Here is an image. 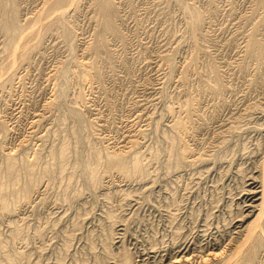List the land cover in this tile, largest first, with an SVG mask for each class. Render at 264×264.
<instances>
[{
  "label": "rangeland",
  "instance_id": "1",
  "mask_svg": "<svg viewBox=\"0 0 264 264\" xmlns=\"http://www.w3.org/2000/svg\"><path fill=\"white\" fill-rule=\"evenodd\" d=\"M116 2L120 38L110 35L108 46L114 64L109 66L100 60L101 78L92 80L90 87L85 88L81 84V89L80 82L70 74L75 69L76 58L85 61L91 59L87 43L95 40L94 35L99 25L97 19L93 18V8L87 4L89 1L82 0L78 8L80 11L72 18L74 44L71 41L70 45L73 44L74 51L57 31L48 32L41 37L37 48L32 49L29 60L18 66L14 83L9 88L6 85L2 91L0 88V122L3 123L0 126L8 132L0 128V164L5 150L12 152L9 148H17L19 154L13 151L17 163L22 158L30 160L37 154L38 160L33 167L34 170L37 168L35 172L40 171L45 148L53 145L54 140L56 144L71 123L72 127L81 129L80 121L60 116V109L64 115L70 106L75 109L78 106V111L84 113V120L94 123L93 137L101 148L108 147L109 150L119 152L120 149H126L124 147L128 146L131 139L136 140L142 163L148 162L147 169L152 175L147 180H141L136 175L124 179L114 171L112 176L101 178L98 188H89V185L82 186V173L79 169L81 175L77 174L76 169L71 183H68L70 189L68 186L65 188L69 192H65L67 202L62 199L65 178L54 179L51 183L42 179L37 191L31 194L29 203H20L13 214H0V234L6 235L11 221L15 219L21 225L20 241H15L13 246L17 250L27 251L30 258L27 264L103 263L106 258L97 263L94 254H101L100 239L103 237V229L108 228L109 220L105 212L109 209L115 215L113 225L118 232V237L115 238L117 242L112 245L113 252L118 254V249L120 252L122 248L126 249L132 264L161 261L162 257L167 258L170 255L168 252L174 251L178 246H186L183 250L187 257L191 256L186 264H192L196 258L193 264H200V256H205L202 254L204 247L228 251V246L235 242V233H232L233 240L226 245L228 241L224 238L237 219L234 213L243 189L247 188L250 178L257 174V161L264 155V25L260 23L264 17L262 6L257 0H131L128 4L125 0H115ZM15 3L18 17L24 20L38 11L41 0H15ZM185 5L193 6L200 12L202 19L200 25L195 27V35L187 27L189 16ZM251 22L256 27L254 33L262 47L263 56L260 60L245 52L244 45L251 30ZM2 33L0 30V55L5 39ZM72 52L75 58L70 54ZM193 60L195 61L191 63ZM210 69H215L220 78L223 85L220 92L213 91L214 74ZM57 70L59 73L64 70L65 75L62 77L69 78V81L66 79L67 85L66 80L61 78L64 72L60 75ZM68 73L74 80L67 76ZM54 74H58L59 79ZM58 82H64V87H60ZM77 82L79 86L76 85ZM52 87L55 90L57 88L59 93ZM61 88L64 93H60ZM77 89L83 93L80 91L79 100L78 97L74 98L78 96ZM59 94L63 95L64 100L61 95V98H56ZM186 98L194 100L193 103L191 101V122L198 128L193 139L188 141L193 145L191 147L203 154L209 152L216 155L229 147L232 156L230 154L221 159L214 157L204 162L205 165L197 162L198 164L193 163L196 165H184L177 170L173 165L166 168L167 145L163 143L160 134L164 130L172 135V131L167 129L172 121L167 106H175ZM58 99L62 102L58 103ZM79 101L84 103L76 105ZM46 102H49L48 105L55 104V107L50 108ZM60 102L68 108H63L65 106ZM67 103L72 104L69 106ZM174 114L181 115L178 110ZM61 117L65 120L62 121ZM61 125L63 128L66 125L65 131H62ZM256 125L260 126L259 129ZM56 127L61 128L62 132ZM238 127L239 129H235ZM84 130H81L83 133L80 132L82 143L78 144L76 151L70 153V161L81 158L85 153L84 133L87 130ZM150 147L158 148L156 159L150 160ZM17 157L20 158L19 161ZM69 167L70 163L66 171L70 170ZM75 188H81L84 194L80 191L73 196ZM118 190H125L127 194L119 195ZM78 200L81 205L77 204ZM74 220L79 221V225L76 230L71 231ZM36 229H40L39 235L35 233ZM68 231L72 236L70 235V246L65 252L63 242ZM214 238L216 241H213ZM89 239L95 244L93 249L88 246ZM262 253L263 251L259 253L257 264H264Z\"/></svg>",
  "mask_w": 264,
  "mask_h": 264
},
{
  "label": "bare ground",
  "instance_id": "2",
  "mask_svg": "<svg viewBox=\"0 0 264 264\" xmlns=\"http://www.w3.org/2000/svg\"><path fill=\"white\" fill-rule=\"evenodd\" d=\"M88 1H89V3H87V4L90 6V8L91 7L93 8V9H91V11H93V14H94L93 18L97 19V22L99 24L98 25V31H97L96 35H94V36H96V38L94 37L95 40L92 39V42L91 41H90L91 43L89 42L90 44L87 43V45H88L87 49L91 54L90 55L91 59L85 61L83 59L78 60L76 58L75 62L73 59V62L75 64V69L70 72L72 77L75 80H77L78 82H80V86L82 84V85L86 86L85 88H88L87 86L90 85V82L92 80H98L99 78H101V76H100V63H98L100 60L108 63L109 66L111 64L112 65L114 64L113 60H112V54H111L109 47H108L109 46V37L114 36L116 38H120V28L118 26V14H117L118 9L116 6L117 2L115 3V0H88ZM125 1L128 4L129 1H131V0H125ZM81 2H82V0H41V3L39 5V9H38V11H36V13L34 15H32L31 17L26 18V19L23 18L24 20H20V17H18V15H17V14H19V12H18L16 3H15V0H0V30H1V32H3L2 34H4V37H5V39H3L4 42L1 46L2 50H1V55H0L1 56L0 57V88H1V91L3 90L2 89L3 87L4 88L6 87V85H8L7 88H9L11 86V84L14 83L13 81H14L15 76L17 75L18 66L19 65L22 66L21 64L24 61L29 60L28 58H30L29 56H30L32 49L37 48V46L40 44L39 42H40L41 37L43 35H45L48 32H51V31L53 32V30H55L62 37V39L67 43V45L71 44L72 35H73L72 31L74 28L72 18H75V16L77 15V11L78 12L80 11V10H78V8H80ZM122 2H124V1H122ZM257 2L262 6V9L264 11V0H257ZM130 4H131V2H130ZM184 8H185L186 13H188V16H189V20L187 22V27L192 32V34L195 35V30H196L195 27L200 25L201 19H202L200 12L198 11L197 8H195L193 6L185 5ZM75 13H76V15H74ZM260 23L264 25V17L262 18V20H260ZM250 28H251V30L249 32V35H247L248 37H246V42L244 45L245 52H249L250 54H253L257 59L260 60V57L263 56V52H262V47H261L260 41H259V39L256 38L257 36L254 33V32H256V27L254 26L253 22H251ZM74 36H75V34H74ZM72 43L74 44L73 41H72ZM72 45H70V48H72ZM67 48L70 50L69 47H67ZM72 51H74V49ZM89 52H88V54H89ZM70 54L71 55L73 54V58H75L73 52ZM167 58H168V60H170L169 57H167ZM194 61L195 60H193L191 63H193ZM58 70L61 71L60 69H58ZM58 70H57V72L60 75L64 72V70H63L62 73H59ZM215 71H216L215 69H210V72L214 74L213 75L214 77L212 80L213 91L214 92H220L223 88V85H222L218 75H216ZM52 74H51V76H52ZM68 74H67V76L71 77V75L70 74L68 75ZM57 75H55V77ZM64 75H65V72L63 73V75H61L62 79H64L63 78ZM59 77L60 76H57V79H59ZM65 78H66V76H65ZM62 79H61V81H62ZM66 79H64V80H66ZM67 80L65 83L66 85H67V82L69 81V80L68 81ZM78 82L76 85H78ZM56 83H57V80H56ZM74 83H76V82H74ZM63 84H64V82L62 84H60L58 82L59 86L62 85L64 87ZM59 86H57V87L58 88L62 87V86H60V87ZM52 88L54 89V87H52ZM81 89H82V86H81ZM56 90L58 92L57 88H56ZM56 90L54 89L55 92H56ZM60 90H59L60 93L61 92L64 93V91H62V88ZM83 90H84V88H83ZM77 91H78V89H77ZM80 91L82 93V90H80ZM80 91H78V93H77L78 96H76V97L74 96V98L78 97L77 99L79 100ZM62 94H59L56 98H58L61 95L62 98L61 97H59V98L63 99ZM61 99H58V101L54 100L55 104L57 105L59 103V101L62 102ZM50 100H48V101H50ZM65 101H63V102H65ZM80 101L78 103H76V105L79 104ZM191 101H192V103L194 102L193 99H191ZM191 101L188 98H186L182 102L177 103L176 104L177 106L175 105L176 107L173 105L167 106V111L169 112L168 115H170V117H172V121L168 126L169 128H167V129L172 131L171 132L172 135L170 133L165 132L164 130L162 131V134H160L162 137L163 143H166V145H167V152H166L167 158L165 160V166H167L166 168L170 167V165H173L177 170L178 167L193 164V163L198 164L197 162H199V165H200L202 162L204 163V162L208 161V159H211L214 157H218L221 159V158L228 156L232 153V151L229 147H226L223 150H220L218 155H216L215 153H209V152H208V154H206V153L203 154L202 151H199V150L195 151V148L191 147L193 145L189 144L188 141L189 140L191 141L193 139V136L196 134V131L198 129L197 126H195L194 122H191L192 114H193V106H192L193 104L191 103ZM48 103H47V105H48ZM72 103H74V102H72ZM72 103H67V104H69V106H70V104H72ZM81 103H84V101ZM81 103L79 105H81ZM61 104H63V103H61ZM54 105L52 103V105H48V106L53 107ZM63 105L65 106V104H63ZM63 105L61 107H63ZM57 106H60V105H57ZM72 106H74V105H72ZM76 107H77L76 109L73 107L71 108V106L69 108L67 106L63 107L65 109L68 108V110L67 111L65 110L66 111L65 114L63 113L64 115H62L63 110L61 111V109H60V112H61L60 116H63L64 118L71 117L72 119L74 118V119L80 121V123H82L81 129H78L77 126L72 127V125H71L72 123L70 122L71 127L69 128V126H70L69 125L68 129L65 131L64 128L66 127L67 124L64 126V128L61 125V128H63L62 131L64 130L65 133L61 136L60 140L58 139V142L56 144L54 143V141H55L54 140L53 145L51 143H49L51 145L50 146L48 145V148L43 145L47 149L45 148L46 153H43L45 155H43L44 156L43 166L40 164L41 165V168L39 169L40 171L35 172L37 170V168H36V170H34L35 168L33 167L34 164L37 163V160H38V155L36 153L33 152V154L34 155L36 154V155L32 159L29 158L30 160H27L26 158L25 159L22 158L19 161L20 158L17 157L18 161L20 162V163H17V159L15 156V152L17 151V148H16V150L9 148L15 152H13V151L8 152L7 150L3 149V150H5L4 151L5 153L3 152L4 153V156L2 157L3 161L0 164V214L1 213H12L13 211H15L17 209L19 204L22 202L23 203H25V202L29 203L28 200H29L31 194L38 188L37 187L38 183L42 179H45L47 183H49V182L51 183V181H53L54 179H62V178L64 179L65 178V180H66L65 181V187H64V190H62V192H63L62 199L63 198L65 199L67 197L65 192L66 193L68 192V191H65V190H67L65 188L68 186V183H71L70 181H72L71 180L72 175H74V172L76 169L78 171L80 169V171L82 173V175H81L80 171H79V173H78V171L76 172L77 174H80L83 178L84 182H83L82 186L89 185V186H91L89 188H92V187L98 188V186L101 183V178H103L105 176L109 177L110 175L112 176L114 171H116L117 173H120L124 179H129L130 178L129 176L132 177L133 175H136L141 180H143V179L147 180L152 175V172L147 169V166H148L147 163L148 162L144 163V164L142 163V160H141L142 156L138 152V149H137L138 146H137L136 140L131 139L129 142L127 141L128 146L124 147L126 149H120L119 152L109 150L108 147L101 148L96 143V140H94V137H93L94 123L92 121L87 122L88 119H85V120H87V121H85L84 118L82 117L83 116L82 114H84V113L82 111H81L82 113L79 112L78 106H76ZM82 108H83V106H81L80 110H82ZM175 110H178V112L181 115L174 114ZM262 113L263 112H261V114ZM63 117H61L62 121L65 120ZM67 119H69V118H67ZM89 120H91V119H89ZM74 121H72V122H74ZM34 122L37 123L36 121H34ZM34 122H32V123H34ZM58 122H59V119H58ZM64 123H69V122H64ZM1 124H3V123H1ZM73 125H74V123H73ZM235 126L237 127L236 124H235ZM256 126H254V127H256ZM59 127H60V124H59ZM258 127H260V126H257V128ZM0 128L3 129L2 126H0ZM58 128L56 127V129H58ZM61 128H59L60 131H61ZM56 129H54V130H56ZM83 129L87 130L86 133H84L85 134V136H84L85 137V140H84L85 141V144H84L85 147L83 149H85V153L82 155L81 158H79V157H78L79 159L78 158H76V159L72 158L73 160L70 161V158H71L70 153L72 151H76L78 144H80V142L82 143V140H81L82 134H80V132H82L81 130H83ZM235 129H239V127L235 128ZM3 130H5V129H3ZM85 130H84V132H85ZM230 130H228V131H230ZM5 132H7V131L5 130ZM45 132H47V131H45ZM259 132H260V130L258 131V133ZM7 133H5V134H7ZM53 133H54V131H53ZM217 134H216V136H217ZM44 135H45V133H44ZM54 135H55V133H54ZM221 135H224V134H221ZM43 136H42V138H44ZM54 137H56V136H54ZM54 137H52V138H54ZM223 137L224 136H222V138ZM47 138L48 137H46L45 139H47ZM54 139H56V138H54ZM220 139L221 138L219 137V140ZM47 141H48V139H47ZM40 142H42V141H40ZM44 142L41 143V147H42V144H44ZM38 143H39V141H38ZM225 143H227V142H225ZM16 147H18V145ZM39 147H40V145H39ZM242 147H243V145H242ZM255 147H256V145H255ZM260 147H261V145H260ZM28 149H30V147ZM28 149L26 150V152L28 151ZM30 150H32V149H30ZM34 150H35V152L37 151L35 148H34ZM232 150H234V149H232ZM256 150H258V149H256ZM18 151H17V153H18ZM40 151L42 152L41 149H40ZM150 151H151L150 152V160L156 159L158 154H159L158 148L157 147H150ZM1 152H2V150H1ZM217 152H218V150H217ZM254 152H256V151H254ZM78 153H79V151H78ZM78 153H76V154H78ZM251 153H253V152H251ZM257 155H259V154H257ZM261 155H262V153H261ZM19 156H21V155H19ZM24 156H28V155L24 154ZM231 156H232V154H231ZM231 156H230V158H231ZM220 159H216V161L220 160ZM40 160H42V158ZM258 162H259V166H257L258 167V170H256L257 174L256 175L253 174L254 176L252 178H250V182L247 183V188L243 189V192L241 191L242 194L240 196V200L237 202V205H238L237 209H236L235 213L233 212L235 214L234 217L237 219L233 223L232 228H230V230H228L227 235H225L224 240H226L228 242L225 243L226 242L225 241L222 243H225V245L228 244L229 241L233 240L232 239L233 237L235 238V242L234 243L232 242L233 245L231 243L230 247L228 246V251H223V250L221 251V249L215 251L214 248L209 249V248H206L207 246L204 247L205 249H203L202 254H204L205 256H203V255L200 256V262H199L200 264H257V260L259 259V253L261 251H263L262 254H264V155H262V157L260 158L259 161H257V163ZM69 163H70V167H69L70 170L66 171V168L68 167ZM149 163H150V161H149ZM257 163H256V165H257ZM196 164H193V165H196ZM204 165H205V163H204ZM211 165H213V164H211ZM257 167H255V169ZM205 172H207V170ZM245 176H246V174H245ZM152 180H150V183ZM144 183H145V181H144ZM147 183L148 182H146V185H147ZM70 187H71V185H70ZM68 188H69V186H68ZM87 188H85V189H87ZM80 191H81V188H75L73 190V196L77 195ZM117 192H118L117 194H119V195L127 194L125 190H118ZM60 193H61V191H60ZM82 193H81V195H82ZM68 194H69V192H68ZM238 195H240V194H238ZM78 197H80V196H78ZM75 199H76V197H75ZM65 200L67 202V199H65ZM69 201H71V197H70ZM83 201H84V199H83ZM234 201H236V200H234ZM26 204H25V206H26ZM72 204H74V203H72ZM77 204L78 205L80 204L79 200H78ZM234 204L235 203L233 202V205ZM69 205L71 206V204H69ZM234 207H235V205H234ZM227 208H229V207H227ZM231 213H232V211H231ZM105 214L109 220L107 223L108 228L103 229V237L100 239V242L102 243V246L100 248L101 254L100 253L94 254L95 251H93L95 260L97 261V263H99V262H103V259L106 258L105 261L101 264H132L131 256L126 249L122 248L123 250L121 252L118 249V254L116 252H113L112 245L116 244L117 240H115V238L118 237V234H117L118 232L116 230H114L115 228L113 225L115 222V215L112 213V211L110 209L107 210L105 212ZM228 217H230V216H228ZM234 217H232V218L234 219ZM228 224L231 225V223H228ZM78 225H79V221L74 220L72 223L71 231L76 230ZM203 226H205V225H203ZM217 232H218V230H217ZM4 233H6V232H4ZM21 233H22L21 225L15 219L14 221H11V223H10L9 232L6 235L3 234L4 236L2 234H0V264H27V261L29 258L28 253H26L27 251L26 252L21 251V249L17 250L16 248H14L15 245L13 246V244H15V241H17L21 238ZM35 233L39 235L41 233L40 229H36ZM232 233H235V236L232 237ZM213 234H215V233H213ZM222 234L224 235L223 232H222ZM70 235H71V232L68 231V234L64 238L63 250L65 252H66V250H68L67 249V248H69L68 246H70L69 245ZM202 235L203 234H201V236ZM88 238H90V237H88ZM218 240H219V238H218ZM213 241H216V239ZM213 241H211V242H213ZM180 243H182V242H180ZM184 243H185V241H184ZM188 243H189V241H188ZM175 244H176V242H175ZM94 245L95 244H94L93 240L89 239L88 246L91 249H93ZM195 245H196V243H195ZM169 246H172V245H169ZM196 246H195V248H196ZM117 248H119V247H117ZM185 248H186V246H184L182 248H180V246H178V247H176V249L174 251L170 250L168 252L170 255L167 258L163 259V257H162L161 261H157V260L152 261L151 260L152 264H186L188 257L190 258L191 256L187 257L186 251L183 250ZM190 248H191V246H190ZM167 250H169V249H167ZM144 254L147 255V253H144ZM138 256H141V254H139ZM100 258H102V259H100ZM196 259L195 260L193 259V262L196 261ZM193 262H192V264H193Z\"/></svg>",
  "mask_w": 264,
  "mask_h": 264
}]
</instances>
